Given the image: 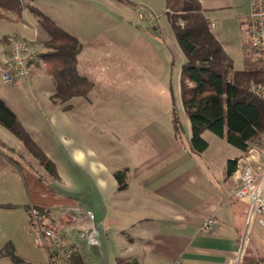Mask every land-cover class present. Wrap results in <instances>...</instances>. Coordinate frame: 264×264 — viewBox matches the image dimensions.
I'll list each match as a JSON object with an SVG mask.
<instances>
[{
    "label": "rangeland",
    "instance_id": "1",
    "mask_svg": "<svg viewBox=\"0 0 264 264\" xmlns=\"http://www.w3.org/2000/svg\"><path fill=\"white\" fill-rule=\"evenodd\" d=\"M20 1L30 3L77 35L83 46L76 71L91 81L92 89L86 96L73 101L55 102L62 104V108L71 105L68 110L72 109V115L69 117L72 116L84 129V138L90 145L104 151L113 144L117 151H123L125 143L133 153L136 151L154 160L159 158V150L169 146L168 137L163 132L171 128L173 115L177 114L184 131L176 145L173 144L177 149L172 151L173 155L178 154L182 173L186 170L192 173L202 171L196 182L206 189L220 187L216 180H220L222 171L228 175L230 160H238L241 173L248 162L262 155L264 136L256 140L248 152L242 153L226 138L209 131L203 133L209 144L207 150L199 154L192 150L191 125L181 97V73L186 57L172 30L164 0ZM219 3L222 5L219 10L211 13V25H215L212 31L233 60L235 69L264 68V57L250 44L247 0H241V6L230 7L224 0ZM140 14H146L147 18L141 19ZM13 35L34 42L41 52L46 50L49 35L29 7H24L20 15L0 10V45ZM54 93L53 79L47 75L42 60L37 68L31 69L28 84H5L0 78V98L17 114L24 128L31 131L42 146L53 151L58 161L63 175V182L57 183L58 196L75 197L97 208V187L93 177L70 162L66 149L63 155L60 147L62 135L54 129L45 101L40 98ZM47 100L54 105L53 99L49 97ZM0 142L6 144H0V149L19 162L25 173L47 176L44 167L22 141L1 124ZM61 153L62 158L65 156V163H59ZM15 167L0 155V254L6 256L3 264H32L38 258L46 261V253L35 245L29 229L24 208L28 192L19 169ZM239 184L238 179L234 189ZM50 215L58 219L62 216V208L50 212ZM261 217L264 219V215ZM259 218L253 223L251 245L246 253L258 256L259 252L264 258V227ZM68 222L78 235L84 226L88 232L85 224L75 227L74 223ZM7 254L11 256L7 258Z\"/></svg>",
    "mask_w": 264,
    "mask_h": 264
},
{
    "label": "crops",
    "instance_id": "2",
    "mask_svg": "<svg viewBox=\"0 0 264 264\" xmlns=\"http://www.w3.org/2000/svg\"><path fill=\"white\" fill-rule=\"evenodd\" d=\"M199 1L211 24V13L222 6L220 0ZM224 1L230 7L241 6V0ZM247 2L248 18L250 3L249 0ZM212 27L215 25L212 24L211 29ZM9 57L10 46L5 42L0 45V64ZM39 61L40 59L35 60L31 69L37 68ZM21 82L28 84L23 80L18 83ZM49 97L52 99L51 94L40 96L52 117L54 129L62 135L60 147L63 155L66 149V157L70 162L89 172L97 187V208L71 197L76 200V206L87 214L86 221H82L88 227L86 238H80L77 230L70 226L72 224L63 222L65 240L78 248L71 264H117L119 257L135 258L139 264H237L238 247L247 217V204L230 195L241 175L239 166L232 176L222 171L220 180H216L220 187L210 186L206 189L196 182L197 176L202 174L201 170H195L194 173L191 170L181 172L179 156L177 154L174 157L172 152L177 150L174 145L181 139L176 136L173 124L163 132L168 137L169 146L159 150V158L154 160L142 153H133L129 146L125 147V143L123 151H117L113 144L111 148L105 147L102 151L85 140L84 129L76 124L72 116L69 117L72 115V109L68 110L71 105L62 108V104L53 100L54 105L50 104L47 100ZM76 98L80 97H74L70 101ZM29 133L57 167L60 178L52 185L58 194L57 183L63 182L58 161L53 151L42 146L31 131ZM0 144L6 146L4 142ZM62 153L59 163H65ZM0 155L13 167L10 157L1 149ZM123 169L128 170V186L120 190L115 172ZM18 171L21 175L20 170ZM28 205L29 195L24 208ZM60 208L53 211L57 212ZM25 214L28 218L27 209ZM207 218L218 221L217 228L210 233L201 230ZM13 250L15 254L18 253L16 247ZM40 251L46 253L41 249ZM257 254L264 264V258L259 252ZM9 256L11 255L7 254V258ZM5 258L4 254H0L1 264ZM32 264H48V257L46 261L38 258Z\"/></svg>",
    "mask_w": 264,
    "mask_h": 264
},
{
    "label": "trees",
    "instance_id": "3",
    "mask_svg": "<svg viewBox=\"0 0 264 264\" xmlns=\"http://www.w3.org/2000/svg\"><path fill=\"white\" fill-rule=\"evenodd\" d=\"M123 1V0H121ZM126 1V0H124ZM24 7L38 18L49 35L46 50L39 59L53 79L54 101L65 103L74 97L86 96L92 83L76 71L78 56L82 51L79 39L30 3L20 0H0V10L6 14L20 15ZM166 14L177 42L186 57L181 73L183 108L191 125V145L196 153H203L209 144L203 133L209 131L239 149L248 152L250 146L264 136V99L254 94L252 88H264V68L236 70L233 60L224 50L211 29L210 21L199 0H165ZM10 46L9 39L6 38ZM0 124L14 134L46 170L47 176L25 173L19 162L11 159L20 170L28 191L30 205L50 215L54 209L77 207L76 200L59 197L53 182L59 180L55 163L36 144L21 124L16 113L0 98ZM172 124L176 136L182 137L183 125L177 114ZM238 160L228 162V176L238 170ZM128 170H118L115 178L120 190L127 188ZM67 206V208L65 207ZM76 257V256H75ZM73 258L72 262L74 261ZM242 264H262L263 260L245 253ZM117 264H139L135 258L117 259Z\"/></svg>",
    "mask_w": 264,
    "mask_h": 264
},
{
    "label": "built area",
    "instance_id": "4",
    "mask_svg": "<svg viewBox=\"0 0 264 264\" xmlns=\"http://www.w3.org/2000/svg\"><path fill=\"white\" fill-rule=\"evenodd\" d=\"M249 3L247 27L250 44L257 54L264 57V0H249ZM140 18L145 19L147 15L140 14ZM9 42L10 57L0 64V78L5 84H14L21 80L29 83L32 64L39 59L41 50L34 42L17 35L10 36ZM252 91L264 99V88L254 86ZM239 180L240 184L230 195L247 204V217L238 247L237 264L242 263L243 256L251 245V232L255 219L260 217L259 223L264 226V219L261 217L264 215V151L259 159L251 160L244 166ZM82 219H87V214L78 206L67 208L65 212H62L61 219L43 213L33 206L30 207L28 210L29 229L35 245L47 253L48 264L72 263L78 253V248L65 240L63 222L71 221L80 227L84 226ZM217 226L218 221L215 218H207L201 230L210 233ZM84 228L79 234L80 238H86L87 233Z\"/></svg>",
    "mask_w": 264,
    "mask_h": 264
}]
</instances>
